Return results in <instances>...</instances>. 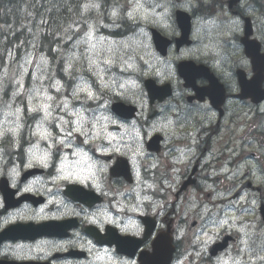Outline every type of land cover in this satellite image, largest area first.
Here are the masks:
<instances>
[{"label": "flooded vegetation", "instance_id": "obj_1", "mask_svg": "<svg viewBox=\"0 0 264 264\" xmlns=\"http://www.w3.org/2000/svg\"><path fill=\"white\" fill-rule=\"evenodd\" d=\"M255 4L253 6L244 0H226L225 3L218 0L212 3L217 7L214 12L208 9L212 5L199 4L198 13L206 17L199 20L195 30H191L189 45L178 50L173 46L169 50L166 62L176 65L179 61H192L200 68L191 69L188 82L177 77L170 80L168 83L172 86L173 95L163 103H154L158 113L154 120L146 123L162 125L163 140L159 154L150 152L143 155L137 150L132 153L124 150V140L131 136L116 131L117 126L108 129L106 118L93 116L84 122L82 128L74 127L67 132L63 151L58 152L60 148H57L54 153L53 167L43 170L23 185L22 191L29 189L26 192L43 196L44 205L35 209L30 204H23L1 211L0 218L6 224L21 220L77 219L76 227L63 237L41 235L34 241L5 240L0 243V251L3 252L0 253V261L7 264H94L99 259L101 264H140L142 256L153 253L150 247L153 234L135 256L129 258L117 254L114 247H99L92 233L85 229L93 225L104 235L109 224L117 233L142 237L143 225L139 214L135 215L138 221L135 219L137 234L134 235L124 232L116 222H106L104 205L109 192L124 190L134 182L136 187L140 185L143 179L138 160L146 161L162 153L173 164H182V176L176 175L178 180L175 178L174 183L169 176L163 178L164 188L178 184L175 203L187 205V201L198 198L199 208L188 210L191 219L188 220L187 231L202 226L200 220L204 217V207L211 210L210 215L219 208V192H230L228 201L253 192L259 197L257 206L264 203V187L256 182L264 183V3ZM219 13L223 18L230 15L232 24L214 22ZM109 24L115 25L114 22ZM177 36L169 38L174 40ZM194 41L200 46L196 47ZM259 71H262L261 75ZM141 114L145 115V110L142 109ZM135 120L116 119L114 123L134 124ZM118 157L129 162V172L133 171L131 185L122 177L110 178V168L117 163ZM143 166L142 163L140 167ZM252 176H255L254 180ZM185 182L192 184L179 193ZM72 184L84 186L87 191L94 192V197L86 204L68 199L64 196V189ZM146 186L143 184L142 187L144 198L146 194H152L147 193ZM125 196L127 201H121L122 211L129 208L136 211L140 206L138 199L131 196V191H127ZM47 206L49 211L44 215L47 219L21 215L26 209L36 213ZM142 207V214L150 216L149 207L146 204ZM184 211L186 208L181 207L180 212ZM173 212V207L168 210L169 214ZM109 215L115 218L113 214ZM174 246L173 259L179 251L178 242ZM105 251L109 255L104 257L101 252Z\"/></svg>", "mask_w": 264, "mask_h": 264}, {"label": "trees", "instance_id": "obj_2", "mask_svg": "<svg viewBox=\"0 0 264 264\" xmlns=\"http://www.w3.org/2000/svg\"><path fill=\"white\" fill-rule=\"evenodd\" d=\"M65 1L0 0V70L18 43L38 45L53 58V44L68 37L72 23L66 20L73 19L74 5L78 9L79 0Z\"/></svg>", "mask_w": 264, "mask_h": 264}, {"label": "rangeland", "instance_id": "obj_3", "mask_svg": "<svg viewBox=\"0 0 264 264\" xmlns=\"http://www.w3.org/2000/svg\"><path fill=\"white\" fill-rule=\"evenodd\" d=\"M109 22L110 21H108V25H107V27L105 29L111 30L110 28L113 27L114 24H109ZM90 39H91V37H89V38L83 37L81 40H79L75 44H73L70 47V49H72L73 52L75 51L74 53L71 52V51H66L68 54L65 55V57H66V61L68 63V66H70L71 64L72 65H77V67L79 69H83V70L86 69V70H88L90 72L92 71L90 66H88L85 63V61L76 59L77 54L79 56L78 49H80V46H82V45H84L85 47L87 46V50L86 51H87L88 55L91 52L90 55H89V61H91L93 59V54H94L93 50H95L93 47L95 45H93V47L90 46V44H89ZM125 40H126V37L124 35H122V42H119L116 45H111V44L109 45V44H105L104 41H102V44L100 45V47H101V50H105V52H106L103 55L108 56V57H116V58H118L121 61V64L124 67L129 68V65H128L129 59H127V54L131 55V51H130L131 49H133V53L134 54L139 52L138 48L141 47L142 44L140 42L133 43L132 41H134L135 39H128L126 41ZM98 49L99 48L97 47V50ZM69 58H70L71 62H70ZM26 60H27V58L24 59V62ZM36 68H38V64H37ZM43 68L45 69V67H43ZM8 69L6 70L7 73H8V78H10V80L12 82L17 83L19 81V79L15 80V78L17 76V75H15V69L14 68H12L10 70H8ZM44 69L35 71V74H34L32 80H31L32 81V85L34 87V92L27 98V103H28V107L30 109L31 108L40 109V108H42V107H40L41 105L46 106V111H45L44 108H42V110H43V112L45 114V117H47L48 113L46 114V112H47V110H50L52 103H49L48 101H44L47 96L45 95L44 90L39 89V87L41 85V82H43L42 79L43 78L47 79V71L44 72ZM104 76L105 75H102V78H103L102 79V84L104 85V87H107V88L112 87L114 90H118V91L123 90L127 94H129V92L127 91V88L135 87V85L130 80H126L125 79L123 82H118L114 78H111V79L110 78H104ZM11 77H13V78H11ZM9 89L11 91V87L10 86H9ZM115 93L118 94L117 92H115ZM114 96L115 95H112V97H114ZM19 112L20 111L15 109L14 107H10V108H7L6 110H4L2 116L0 117V125H6V126L8 125V127L13 126L14 122H15V119H20V113ZM134 131L136 133L135 129H134ZM136 136L139 138L137 133H136ZM140 141H142V140L140 139ZM123 147L124 148H130V147H132V144H131L130 141L124 140ZM1 157H2V154H0V160H1ZM176 175L182 176V164H179V165L175 164V167H173V170L168 173V176L170 177L172 183L175 182V178L178 180ZM174 186L175 185L173 184V185H171L169 187L173 188ZM246 201L248 202V206H249L250 210H253L254 206L256 207V204L258 202L257 198H255V200L250 198V199H247ZM186 206H187L188 209H191L193 204L191 203V204H188ZM250 214H251V216H254L253 212H250ZM246 219H249V217H246ZM257 238H260L259 233H258V237ZM249 246H250V243H248L247 241L244 242L243 248L245 249V251H246L247 248H249ZM205 251H206V244L205 243H201L199 245V249H198L197 255L194 256V260L193 261L195 263H199L200 259H202L203 255L205 254ZM255 258L260 259V261L262 263H264V256H256ZM203 262H204L203 264H208L209 263L208 260H203Z\"/></svg>", "mask_w": 264, "mask_h": 264}, {"label": "snow or ice", "instance_id": "obj_4", "mask_svg": "<svg viewBox=\"0 0 264 264\" xmlns=\"http://www.w3.org/2000/svg\"><path fill=\"white\" fill-rule=\"evenodd\" d=\"M113 15H115V13H113ZM79 90H80V91H83V92H86V94H87L90 98L93 96L92 91H91L90 89H87L86 87H81ZM47 99H51V97H47ZM40 107L44 108L45 111H46V106L41 105ZM32 110L35 111L36 109L34 108V109H32ZM46 114H47V112H46ZM4 134H5V133H4L3 131H0V136H3ZM46 159H47V157L45 156V157L41 158V161H40V162H44V161H46ZM28 190H29V189H25V191H28Z\"/></svg>", "mask_w": 264, "mask_h": 264}, {"label": "water", "instance_id": "obj_5", "mask_svg": "<svg viewBox=\"0 0 264 264\" xmlns=\"http://www.w3.org/2000/svg\"><path fill=\"white\" fill-rule=\"evenodd\" d=\"M155 247L156 248H163L164 249V245H163V243H162V241H161V239H159V240H157L156 242H155Z\"/></svg>", "mask_w": 264, "mask_h": 264}, {"label": "bare ground", "instance_id": "obj_6", "mask_svg": "<svg viewBox=\"0 0 264 264\" xmlns=\"http://www.w3.org/2000/svg\"><path fill=\"white\" fill-rule=\"evenodd\" d=\"M105 30L110 31L109 29H105Z\"/></svg>", "mask_w": 264, "mask_h": 264}]
</instances>
